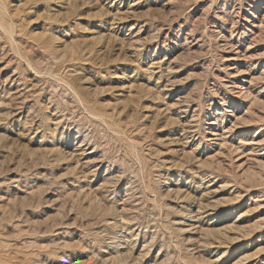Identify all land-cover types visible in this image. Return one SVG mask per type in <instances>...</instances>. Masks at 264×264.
<instances>
[{
    "label": "rangeland",
    "instance_id": "rangeland-1",
    "mask_svg": "<svg viewBox=\"0 0 264 264\" xmlns=\"http://www.w3.org/2000/svg\"><path fill=\"white\" fill-rule=\"evenodd\" d=\"M263 80L264 0H0V264H264Z\"/></svg>",
    "mask_w": 264,
    "mask_h": 264
},
{
    "label": "bare ground",
    "instance_id": "bare-ground-1",
    "mask_svg": "<svg viewBox=\"0 0 264 264\" xmlns=\"http://www.w3.org/2000/svg\"><path fill=\"white\" fill-rule=\"evenodd\" d=\"M116 1V0H115ZM120 2H121V0H120ZM126 2V1H125ZM123 3V2H122ZM128 5V4H127ZM122 10V9H121ZM253 10V9H252ZM129 11V10H128ZM257 11V10H256ZM127 12V11H126ZM260 12V11H259ZM122 13V12H121ZM250 13V12H249ZM114 14V13H113ZM260 14V13H259ZM132 15V14H131ZM249 15H251V14H249ZM128 17V16H127ZM253 17V16H252ZM262 19H263V17H262ZM112 20V19H111ZM130 20V19H129ZM247 20V19H246ZM117 21V20H116ZM132 21V20H131ZM236 21V20H235ZM258 21V20H257ZM250 22V21H249ZM237 23V22H236ZM239 23V22H238ZM254 25H256V24H254ZM253 25V26H254ZM258 25H260V24H258ZM120 26V25H119ZM114 27V26H113ZM121 27V26H120ZM213 27V26H212ZM235 28V27H234ZM254 28V27H253ZM114 29V28H113ZM115 29H117V28H115ZM119 29V28H118ZM243 29V28H242ZM252 29V28H251ZM184 30V29H183ZM216 30V29H215ZM116 31V30H115ZM237 31V30H236ZM256 32V31H255ZM258 33V32H257ZM243 34V33H242ZM256 35V34H255ZM220 37V36H219ZM223 37V36H222ZM253 38H255V37H253ZM191 39V38H190ZM231 39V38H230ZM257 39V38H256ZM222 40V39H221ZM190 41V40H189ZM188 41V42H189ZM201 42V41H200ZM219 45V44H218ZM223 45V44H222ZM230 45V44H229ZM251 45V44H250ZM230 46H232V45H230ZM229 46V47H230ZM224 47V46H223ZM235 47V46H234ZM222 48V47H221ZM232 48V47H231ZM236 48V47H235ZM196 49V48H195ZM190 50V49H189ZM223 50V49H222ZM247 50V49H246ZM228 51H230V49L228 50ZM194 52V51H193ZM198 52V51H197ZM221 52V51H220ZM227 52V51H226ZM241 52V51H240ZM226 54V53H225ZM193 55V54H192ZM242 55V54H241ZM233 56V55H232ZM227 57H229V56H227ZM245 57V56H244ZM243 57V58H244ZM250 58V57H249ZM235 59H231V58H229L228 60H226V61H234ZM241 60V59H240ZM166 62V61H165ZM235 62V61H234ZM153 66V65H152ZM166 67V66H165ZM162 68V67H161ZM222 68V67H221ZM231 68V67H230ZM240 69V68H239ZM241 70V69H240ZM153 71V70H152ZM149 72V71H148ZM166 72V71H165ZM229 72V71H228ZM227 73V72H226ZM236 73L238 74V75H241L242 73H241V71H236ZM246 73V72H245ZM233 74V73H232ZM244 74V73H243ZM234 75V74H233ZM162 77V76H161ZM225 77V76H224ZM263 78V77H262ZM156 79V78H155ZM167 79V78H166ZM238 79V78H237ZM224 80V79H223ZM229 81V80H228ZM231 81H232V79H231ZM230 81V82H231ZM168 82V81H167ZM236 82V81H235ZM242 82V81H241ZM253 82V81H252ZM263 82H264V80H263ZM151 83V82H150ZM162 83V82H161ZM170 83H172V82H170ZM237 83H238V80H237ZM245 83V82H244ZM254 83V82H253ZM260 83V82H259ZM249 84V83H248ZM235 85V87H236V89H239V91L237 92V96H243V98H246V99H249L250 97L252 98V100H253V103L255 104L256 103V98L254 97V96H251V93L249 92V90H245V92L243 91V93H242V91H241V87L239 88V85H236V84H234ZM257 85V84H256ZM262 85V84H261ZM243 86V85H242ZM176 87V86H175ZM234 87V88H235ZM263 88V87H262ZM168 89V88H167ZM231 89V88H230ZM243 89H245V88H243ZM249 89V88H248ZM251 89V88H250ZM163 91V90H162ZM235 91V90H234ZM260 91V90H259ZM263 91V90H262ZM156 93V92H155ZM171 93H172V91H171ZM262 94V93H261ZM181 95V94H180ZM168 96V95H167ZM178 96V95H177ZM184 96V95H183ZM260 95H258V97H259ZM162 97V96H161ZM257 97V98H258ZM264 97V96H263ZM180 98L178 97V101H177V103H176V105L177 104H181L182 102L179 100ZM238 100V99H237ZM264 100V99H263ZM261 101V100H260ZM164 102H165V100H164ZM224 102V101H223ZM166 103V102H165ZM196 103V102H195ZM243 103V102H242ZM249 103V102H248ZM263 103V102H262ZM167 104V103H166ZM175 104V103H174ZM183 104V103H182ZM233 104V103H232ZM236 104V103H235ZM244 104V103H243ZM170 105V104H169ZM172 105H173V102H172ZM178 106V105H177ZM259 106V105H258ZM264 106V105H263ZM180 107H183V106H180ZM179 107V108H180ZM227 107V106H226ZM173 108V107H172ZM185 108H187V107H184V109L183 110H185ZM180 109H182V108H180ZM193 109V108H192ZM235 109V108H234ZM264 109V108H263ZM188 109H186V111H187ZM230 110V109H229ZM182 111V110H181ZM196 111V110H195ZM211 111V110H210ZM184 112V111H183ZM241 113V112H240ZM176 114V113H175ZM181 115V114H180ZM183 115V114H182ZM192 115V114H191ZM222 115H223V113H222ZM246 115V114H245ZM177 117H180V116H178V115H176ZM220 116V115H219ZM228 116V115H227ZM247 116V115H246ZM257 116V115H256ZM259 116V115H258ZM172 118H173V116H172ZM193 118V117H192ZM232 118V119H231ZM231 118L229 119H227V121H226V125H228L229 123H230V125L231 126H229V128L227 127V129L228 130H226L227 132H225V129H226V127H222V128H220V129H217V126H218V124H219V119L217 118V116L216 117H213V116H211V118L209 119V121H208V123H206L205 125H207V126H209L208 128L206 127L205 128V134H206V136H205V139H206V143H205V147H204V153L202 154L204 157L205 156H207L210 152H212V151H214L213 150V148H218V149H221V148H225L226 147V143H227V141L225 140V138H224V135H225V133H230L232 130H234L235 128H236V126H237V122L239 123V121H241L240 119H238V118H236L235 116H234V114H232V116H231ZM243 118L244 117H242V120H243ZM246 118V117H245ZM262 118V117H261ZM177 119V118H176ZM181 119V118H180ZM225 119V117H222V120H224ZM248 119V118H247ZM226 120V119H225ZM232 120H233V122H232ZM256 120V119H255ZM182 121V120H181ZM221 121V120H220ZM186 123V122H185ZM188 123V122H187ZM199 123V122H198ZM257 123V122H256ZM190 125V124H189ZM202 126V125H201ZM200 126V127H201ZM222 126V125H221ZM182 127V126H181ZM191 127V126H190ZM189 127V128H190ZM238 127V126H237ZM251 127V126H250ZM180 128V127H179ZM194 128V127H193ZM198 128V127H197ZM243 128V127H242ZM237 129V128H236ZM173 130V129H172ZM178 130H181V129H178ZM191 130V129H190ZM193 130V129H192ZM223 132H222V131ZM258 132V131H257ZM178 133V132H177ZM183 133H184V135H187V134H189L190 135V137H188L187 139L189 140V144L191 145L192 144V146H195V150L196 151H198V153L199 152H202V151H200V149H201V143H198V144H195V140H194V137L193 136H191V132H184V130H183ZM195 133V132H194ZM238 133V132H237ZM248 133V132H247ZM180 134V133H179ZM234 134V133H233ZM256 134V133H255ZM188 135V136H189ZM231 135V134H230ZM196 136V135H195ZM228 136V135H227ZM187 137V136H186ZM262 137V136H261ZM179 138H180V136H179ZM260 138V136H253L251 139H250V141H248L246 144L248 145V147H249V151L248 152H250V153H252L253 154V152H255V150L253 149V148H260V147H262V146H264V139H259ZM249 139V138H248ZM186 140V139H185ZM200 140V139H199ZM247 140V139H246ZM170 142V141H169ZM246 142V141H245ZM179 143V142H178ZM241 143V142H240ZM243 143V142H242ZM228 145H230L229 143H227ZM232 145V144H231ZM231 145H230V147H231ZM239 145V144H238ZM237 146V145H236ZM240 146V145H239ZM230 147L229 148H227V149H230ZM186 148V147H185ZM240 148L241 147H234V145H233V147H231V154H233L234 156L235 155H239L238 153L240 152ZM178 149V148H177ZM190 149V148H189ZM209 149V150H208ZM260 149H262V148H260ZM224 150V149H223ZM242 150V149H241ZM76 151V150H75ZM87 151V150H86ZM181 151H182V149H181ZM220 151V150H219ZM218 151V154H216V156H220V153L221 152H219ZM208 152V153H207ZM228 152V151H227ZM77 153H80V152H77ZM77 153H74V154H77ZM88 153V152H87ZM177 153V152H176ZM180 153V152H179ZM182 153V152H181ZM185 153V152H184ZM229 153V152H228ZM63 154V153H62ZM260 154V153H259ZM80 155L81 156H83V157H85V152H81L80 153ZM91 155V154H90ZM242 155V154H241ZM198 156V155H197ZM231 156V155H230ZM243 156V155H242ZM80 157V156H79ZM89 157V156H88ZM200 157V156H199ZM261 157V156H260ZM81 158V157H80ZM208 158V157H207ZM206 158V159H207ZM214 158H216V157H212V158H208L207 159V162H212L213 160H214ZM227 158V157H226ZM246 158V157H245ZM84 159V158H83ZM199 159V158H198ZM229 159V158H228ZM246 159H248V158H246ZM79 160V159H78ZM93 160V159H92ZM202 161H205V160H202ZM233 161H235V160H233ZM78 162V161H77ZM218 162V161H217ZM256 162H257V164L260 166V167H263L264 168V161H263V159H261L260 158V160H258L257 161V159H256ZM200 163V162H199ZM224 163V162H223ZM229 163V162H228ZM247 163H250V162H246V164ZM254 163V162H253ZM78 164V163H77ZM215 164V163H214ZM226 164V163H225ZM234 164V163H233ZM88 165V164H87ZM196 165V164H195ZM224 165V164H223ZM228 165V164H227ZM231 165V164H230ZM229 165V166H230ZM237 165V164H236ZM235 165V166H236ZM240 165V164H239ZM238 165V166H239ZM241 165H243V164H241ZM249 166H250V164H248ZM257 165V166H258ZM84 166V165H83ZM90 166V165H89ZM191 166V165H190ZM216 166V165H215ZM233 166V165H232ZM234 166V167H235ZM219 167V166H218ZM233 167V168H234ZM237 167V166H236ZM248 167V166H247ZM192 168V167H191ZM227 168V167H226ZM230 168V167H229ZM249 168V167H248ZM254 168V167H253ZM255 168H256V166H255ZM228 169V168H227ZM227 169H225V170H227ZM213 171H219L220 169H212ZM231 170V169H230ZM237 170V169H236ZM238 170H240V169H238ZM237 170V171H238ZM242 170H244V169H242ZM245 170H246V168H245ZM250 170H251V166H250ZM255 170V169H254ZM254 170H252V172L253 173H255V171ZM259 170V169H258ZM201 171V170H200ZM213 171H211V172H208V173H205V174H203V175H205V178L206 177H208L209 178V180L210 181H208L209 182V186H211V185H213L214 183H216L217 181H219V180H216V176H213ZM228 171L229 170H227V172L226 173H228ZM247 171V170H246ZM179 172V171H178ZM251 171H250V173H252ZM246 173H248L249 174V171L248 172H246ZM242 174V173H241ZM196 175L198 176V174L196 173ZM201 175V174H200ZM262 175V174H261ZM211 176H213V177H211ZM237 176V175H236ZM200 177V176H199ZM239 177V176H238ZM192 178H193V176H192ZM218 178V177H217ZM233 178V177H232ZM200 179L201 180H204V178L201 176L200 177ZM221 181V180H220ZM263 181V180H262ZM204 182V181H203ZM218 183V182H217ZM164 184V183H163ZM190 184V183H189ZM191 184H192V182H191ZM200 184V183H199ZM223 184V183H222ZM185 185V184H184ZM201 185V184H200ZM199 185V186H200ZM208 185V184H207ZM237 185V184H236ZM172 186V185H171ZM170 186V187H171ZM203 186V185H202ZM217 186H218V184H217ZM220 186V185H219ZM187 187V186H186ZM195 188H197V186L195 187ZM202 188V187H201ZM208 188V187H207ZM178 189V188H177ZM198 189V188H197ZM217 189V188H216ZM181 190V189H180ZM184 190V189H183ZM189 190V189H188ZM217 190H219V189H217ZM165 191V190H164ZM187 192V191H186ZM191 192V191H190ZM202 192V191H201ZM238 192V191H237ZM196 193V192H195ZM213 194H214V192H212V191H210L209 189L207 190V189H205V191L202 193V195L200 196V199L202 198V200L200 201V202H198L197 203V205H196V210H195V213H194V215H193V217L194 218H196V220L195 221H192V222H194L193 224H191V225H189V227L191 228V227H193L194 226V228H192L193 230L195 229V224H197V223H199V224H201V222H202V220H209L210 218H212V217H215V215H217V214H219V212H220V207L221 206H219V204L217 203L218 202V200H217V202H215L214 200L216 199V198H214V200L212 201L211 200V197L213 196ZM215 195V194H214ZM236 195V194H235ZM190 196V195H189ZM192 196H194V195H192ZM222 196V195H221ZM257 196V195H256ZM223 197V196H222ZM234 197V196H233ZM219 199V198H218ZM233 200V199H232ZM236 200H238V199H236ZM178 202V201H177ZM195 202V201H194ZM192 203V202H191ZM185 204V203H184ZM189 204V203H188ZM187 204V205H188ZM259 206V205H258ZM190 207V206H189ZM188 207V208H189ZM257 207V206H256ZM177 211V210H176ZM189 213V212H188ZM199 217H200V221L199 222H197V220H199ZM189 220H191V219H189ZM211 220V219H210ZM178 221V220H177ZM183 221H185L186 222V220H183ZM222 221V220H221ZM172 222V221H171ZM176 222V221H175ZM212 222V221H211ZM261 222V221H260ZM259 222V223H260ZM232 223H233V221H232ZM187 224V223H186ZM214 225V226H217L218 224H213V222L212 223H209V225ZM234 224V223H233ZM182 225V224H181ZM205 225V224H204ZM261 225V224H260ZM259 225V226H260ZM203 226V225H202ZM175 227V226H174ZM197 227H199L198 225H197ZM196 227V228H197ZM235 227V226H234ZM234 227H233V229H234ZM241 227V226H240ZM239 227V228H240ZM252 227V226H251ZM256 227H257V225H256ZM206 228V227H205ZM253 228H255V227H253ZM180 229V228H179ZM212 229V228H211ZM192 230V231H193ZM199 230H202V229H199ZM239 230V229H238ZM203 231V230H202ZM231 226H227V225H225V226H223V227H221V228H216V230H215V232H217L219 235H222V234H225V233H227V232H230V234H231ZM235 231H236V229H235ZM247 231V230H246ZM246 231H244V233L246 232ZM232 233H233V231H232ZM238 233V232H237ZM240 233V232H239ZM186 234V233H185ZM246 234V233H245ZM115 235V234H114ZM198 235V234H197ZM202 235V234H201ZM219 235H217V237L219 238ZM234 235V234H233ZM244 235V234H243ZM187 236V235H186ZM228 236H230V235H228ZM241 236H242V231H241ZM190 237V236H189ZM200 237H202V236H200ZM206 237V236H205ZM208 237V236H207ZM222 237V236H221ZM225 237V236H224ZM237 237V236H236ZM210 238V237H209ZM211 238H212V235H211ZM210 238V239H211ZM231 238V237H230ZM234 238V237H233ZM187 239V238H186ZM195 238H193L192 240H194ZM196 239H198V238H196ZM223 239V238H222ZM235 239V238H234ZM186 241V240H185ZM190 241V240H189ZM198 241H199V239H198ZM216 241V240H215ZM232 241V240H231ZM117 242V241H116ZM201 242V241H200ZM205 242H207V241H205ZM222 242H223V240H222ZM199 243V242H198ZM201 243H203V242H201ZM207 243H209V242H207ZM214 243V242H213ZM119 244V243H118ZM204 244V243H203ZM219 244V243H218ZM217 244V245H218ZM207 245V244H206ZM213 244H209V246H212ZM215 245V244H214ZM221 245V244H220ZM191 246V245H190ZM194 247V246H193ZM215 247V246H214ZM110 248V247H109ZM119 248V247H118ZM207 248V247H206ZM213 248V247H212ZM222 248V247H221ZM219 249V248H218ZM116 250V249H115ZM121 250V249H120ZM188 250V249H187ZM203 250V249H202ZM216 250V249H215ZM192 251H193V249H192ZM110 252H111V250H110ZM112 253H113V251H112ZM193 253V252H192ZM214 253H215V251H214ZM122 254V253H121ZM198 254H199V252H198ZM227 254V253H226ZM195 256V255H194ZM217 256V255H216ZM123 257H124V255H123ZM122 257V258H123ZM209 257V256H208ZM226 257V256H225ZM224 258V257H223ZM243 258V257H242ZM129 259V258H128ZM241 259V258H240ZM239 259V260H240ZM127 260V259H126ZM214 260V259H213ZM213 260H211L212 261V264L213 263H215V261H213ZM244 262V261H243ZM245 262H247V261H245ZM208 263V262H207ZM237 263V262H236ZM217 264V263H216ZM242 264V263H241Z\"/></svg>",
    "mask_w": 264,
    "mask_h": 264
}]
</instances>
